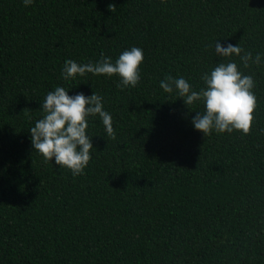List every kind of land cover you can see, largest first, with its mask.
Returning a JSON list of instances; mask_svg holds the SVG:
<instances>
[{
    "label": "trees",
    "instance_id": "obj_1",
    "mask_svg": "<svg viewBox=\"0 0 264 264\" xmlns=\"http://www.w3.org/2000/svg\"><path fill=\"white\" fill-rule=\"evenodd\" d=\"M217 41L262 62L218 57ZM133 47L144 55L134 88L62 77L66 60L115 63ZM229 61L255 81L251 131L204 136L192 124L203 102L187 107L160 82L198 92ZM58 86L102 96L116 137L88 117L93 149L76 177L31 144ZM262 130L264 0H0V264H264Z\"/></svg>",
    "mask_w": 264,
    "mask_h": 264
},
{
    "label": "clouds",
    "instance_id": "obj_2",
    "mask_svg": "<svg viewBox=\"0 0 264 264\" xmlns=\"http://www.w3.org/2000/svg\"><path fill=\"white\" fill-rule=\"evenodd\" d=\"M32 3L33 0H23L25 7ZM115 8L114 4L109 5V11ZM215 52L221 58L239 57L245 68L250 64L259 66L262 62L259 53L253 57L252 52L245 51L240 44L223 47L217 41ZM143 59V50L133 47L124 51L115 63L103 54L97 63L78 64L74 60H66L62 77L68 80L89 73L107 77L118 75L121 81L117 86L121 90L134 88L140 82L139 66ZM202 80L205 87L198 92L183 77L173 78L171 75L160 82V87L166 93H172L175 88L187 107L197 101L203 102L205 111L203 114L197 113L192 124L204 136L213 130L218 134L238 131L248 135L256 108L253 77L243 75L237 64L229 61L218 63L210 74H203ZM102 100L103 97L96 93L90 97H85L83 93L69 96L68 91L59 86L48 92L41 104L43 118L30 129L32 147L43 157V163L47 164L54 158L55 164L70 170L73 177L84 174L91 159L90 150L93 149L92 139L86 134L88 117L98 115L108 136L113 140L116 138L112 117L103 110Z\"/></svg>",
    "mask_w": 264,
    "mask_h": 264
}]
</instances>
